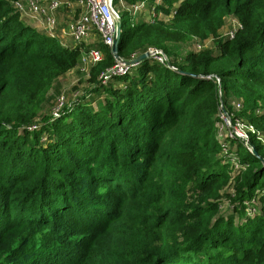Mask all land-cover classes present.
Returning <instances> with one entry per match:
<instances>
[{
  "label": "trees",
  "instance_id": "obj_1",
  "mask_svg": "<svg viewBox=\"0 0 264 264\" xmlns=\"http://www.w3.org/2000/svg\"><path fill=\"white\" fill-rule=\"evenodd\" d=\"M22 20L0 0V264H264V212L244 214L264 205V166L231 140V174L218 127L225 110L264 129V0H180L168 22L121 24V58L156 48L169 64L145 58L103 83L116 60L98 42L88 90L58 116V80L90 46Z\"/></svg>",
  "mask_w": 264,
  "mask_h": 264
},
{
  "label": "built area",
  "instance_id": "obj_2",
  "mask_svg": "<svg viewBox=\"0 0 264 264\" xmlns=\"http://www.w3.org/2000/svg\"><path fill=\"white\" fill-rule=\"evenodd\" d=\"M10 7L19 17L25 21L33 22L36 28L43 30L46 35L58 40L63 47L86 44L89 49H84L81 54V71H86L88 64H96L103 59V52L93 47L100 43L111 50L115 35L117 33V18L121 19L120 12H126L132 22L136 18L142 17L144 21L153 22L161 20L170 21L175 14V4L180 0H171L173 7L168 11L159 10L160 5H164V0H7ZM63 14V18L60 15ZM29 24V23H28ZM31 25V24H29ZM225 31L220 35L232 38L240 23L234 17H224ZM222 26V29L224 27ZM211 44L210 46L205 43ZM85 46V47H86ZM213 46V38L209 37L203 41H191L190 47L195 50H203ZM150 57L160 64L168 65L169 57L161 50L151 48ZM130 66L116 63L101 73L99 79L105 83L112 73L123 74ZM65 96L61 95L55 106L51 110L52 116H58L60 109L65 105ZM231 106L238 110L241 107V100H233ZM221 154H225L228 168L231 174L238 173L243 165L236 153V145H231V140L239 142L252 152L249 144L250 139H254L259 145L264 147V129H258L255 125L245 121L241 117L229 115L224 110L220 111ZM35 127L34 125L32 128ZM231 180V179H230ZM257 199L253 198L245 202V216L261 215L264 211Z\"/></svg>",
  "mask_w": 264,
  "mask_h": 264
},
{
  "label": "rangeland",
  "instance_id": "obj_3",
  "mask_svg": "<svg viewBox=\"0 0 264 264\" xmlns=\"http://www.w3.org/2000/svg\"><path fill=\"white\" fill-rule=\"evenodd\" d=\"M126 2V0H125ZM114 3L116 5L117 0H114ZM120 16H121V22H122V29H128L131 26V23L133 21V19H131L129 17V15L126 12H120ZM25 24H31L32 27L36 28V24L33 22H28L25 20H22ZM225 31V25L222 29L219 30V33L221 32V34H224ZM98 42H100V40H98ZM87 43L82 44L83 47L86 46ZM190 45V42L188 43ZM73 44L70 43L69 46H72ZM205 45L210 46L211 44H208V42L205 43ZM58 87V94L60 92H64V96L67 99L68 102H70L72 100V98H78L82 92L88 90V84H87V75L85 73V71H81L78 68H74L73 70H70L69 72H67V74H65L64 76H62L57 83ZM55 88H54V93L55 95H58L55 92ZM66 101V102H67ZM52 104V102H49L45 107L43 112L48 111L50 108V105ZM264 149V148H263ZM243 149L240 150V154L242 155ZM225 188H227V186H225ZM225 202V203H224ZM227 203L226 199L222 200V209L227 207Z\"/></svg>",
  "mask_w": 264,
  "mask_h": 264
},
{
  "label": "water",
  "instance_id": "obj_4",
  "mask_svg": "<svg viewBox=\"0 0 264 264\" xmlns=\"http://www.w3.org/2000/svg\"><path fill=\"white\" fill-rule=\"evenodd\" d=\"M121 24H122L121 19L117 18V20H116L117 33L115 35V38H114V41H113V44L111 47V52H112L115 60L118 61L119 63H122L123 65L133 66V65L138 64L141 60H143L145 58H149L151 53L148 50L144 51L140 54H137L136 56H134L133 58H130V59H123L118 55L117 46H118L119 38L121 35ZM249 144L252 147L253 154L260 159V161L262 162V164L264 166V158L258 154V152L255 150V147L251 144V142Z\"/></svg>",
  "mask_w": 264,
  "mask_h": 264
},
{
  "label": "crops",
  "instance_id": "obj_5",
  "mask_svg": "<svg viewBox=\"0 0 264 264\" xmlns=\"http://www.w3.org/2000/svg\"><path fill=\"white\" fill-rule=\"evenodd\" d=\"M60 17H61V18H63V14H62V15H60ZM72 70H73V69H72ZM66 74H67V73H66Z\"/></svg>",
  "mask_w": 264,
  "mask_h": 264
}]
</instances>
